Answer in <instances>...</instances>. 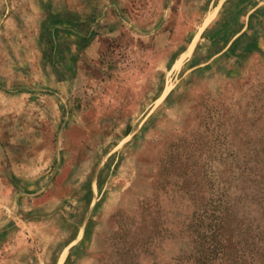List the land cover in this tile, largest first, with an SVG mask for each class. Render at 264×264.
I'll return each instance as SVG.
<instances>
[{"label":"rangeland","instance_id":"obj_1","mask_svg":"<svg viewBox=\"0 0 264 264\" xmlns=\"http://www.w3.org/2000/svg\"><path fill=\"white\" fill-rule=\"evenodd\" d=\"M116 2L111 28L100 27L96 44L62 64L71 118L51 125L40 108L43 124L14 127L16 176L43 173L47 183L19 206L16 251L4 243L0 264L47 262L73 233L61 256L77 246L68 264H193L208 226L227 212L237 221L264 217V34L241 36L218 54L236 33L222 18L231 0ZM36 5L0 0L19 85L41 81L47 45H36V13L35 27L26 24Z\"/></svg>","mask_w":264,"mask_h":264},{"label":"crops","instance_id":"obj_2","mask_svg":"<svg viewBox=\"0 0 264 264\" xmlns=\"http://www.w3.org/2000/svg\"><path fill=\"white\" fill-rule=\"evenodd\" d=\"M117 7L116 0H37V5L31 8V18L29 19L32 20L26 21L29 29H33L35 27L33 24L34 13L37 14L35 15L41 32L38 34L36 45L37 47L40 43H46L47 45L40 52L42 75L40 76L41 81L37 85L33 84L36 81L34 78L31 80L28 78L27 83L19 85L15 73L17 71V44H12L11 34L3 35L0 31V50H4L3 47H6V49L11 48V50L9 48L10 52L8 53L9 61L7 58H0V126H7L1 128L4 134L0 132V141L7 142L4 145L0 143V147L6 155V157H2L0 154V206L3 205L6 208L3 215L0 213V248L4 243H8L11 251H16L15 242L19 233L12 223L15 221L19 206L30 205L31 202L28 201L27 195L39 191V187L44 183L45 178L43 173L37 177L21 178L20 180L16 176L19 166L15 159L18 153V136L14 132V127L24 122V119H30L32 124H43L44 120L39 123L35 119L40 108L43 118L47 117L51 125L64 126L71 118L72 115L70 116L67 111V101L63 88L65 86L63 65L68 58L76 62L82 49L96 44L95 36L100 27L111 28L114 21L112 17H109V14L117 11ZM8 11L12 12V6L6 9V12ZM227 11L229 12L224 17L222 16L223 21L227 24L228 21L233 22L231 26L236 33L229 44L218 54L225 52L228 46L233 42L235 43L236 39L241 36L253 38L254 41H257L258 37L264 34V0H231ZM237 13L240 17L236 15ZM2 23L0 22V29ZM4 23L5 30L7 28L11 30L15 22L12 18H9ZM43 30H47L48 41H45V37H43ZM49 61L53 65H51L53 74L48 77L47 72H44V70L47 68L46 63L49 64ZM29 83H32V85ZM42 100L44 102H41ZM33 131L38 132L39 130L36 128ZM6 132L8 133L5 134ZM17 189L19 190L17 191ZM20 193H23V195ZM53 199L55 200L57 197ZM28 209H24L28 213L26 219H31L30 215L33 208L29 207ZM69 216L73 220L76 218L75 212ZM35 220L36 224L40 223L39 219ZM84 233V235H88V231ZM76 237L77 235L73 233L61 249H52L53 256L47 262L41 259L40 262L35 264H68L77 246H71L66 258L63 260H61V256L67 247L72 245ZM43 252H45V249ZM56 252H60L57 257L54 256Z\"/></svg>","mask_w":264,"mask_h":264},{"label":"trees","instance_id":"obj_3","mask_svg":"<svg viewBox=\"0 0 264 264\" xmlns=\"http://www.w3.org/2000/svg\"><path fill=\"white\" fill-rule=\"evenodd\" d=\"M195 250L193 264H264V217L227 214L208 226Z\"/></svg>","mask_w":264,"mask_h":264},{"label":"bare ground","instance_id":"obj_4","mask_svg":"<svg viewBox=\"0 0 264 264\" xmlns=\"http://www.w3.org/2000/svg\"><path fill=\"white\" fill-rule=\"evenodd\" d=\"M208 19H209V18H208ZM189 50H190V48H189ZM189 50H188V51H189ZM188 51H187V52H188Z\"/></svg>","mask_w":264,"mask_h":264}]
</instances>
